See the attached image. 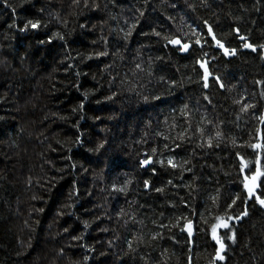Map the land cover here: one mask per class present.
<instances>
[{
	"label": "trees",
	"instance_id": "1",
	"mask_svg": "<svg viewBox=\"0 0 264 264\" xmlns=\"http://www.w3.org/2000/svg\"><path fill=\"white\" fill-rule=\"evenodd\" d=\"M260 45L264 0H0V264H264Z\"/></svg>",
	"mask_w": 264,
	"mask_h": 264
},
{
	"label": "snow or ice",
	"instance_id": "2",
	"mask_svg": "<svg viewBox=\"0 0 264 264\" xmlns=\"http://www.w3.org/2000/svg\"><path fill=\"white\" fill-rule=\"evenodd\" d=\"M38 26H39V21L33 22L32 20H28L27 23L24 24V26L21 30L27 31L29 27L35 29ZM208 32L210 34H212V28L211 27L208 28ZM155 34L157 36L160 35V33H155ZM126 35H131V32L127 33ZM240 38L242 40L245 39V37H240ZM165 39H167V37H165ZM212 39L216 42L217 47L224 49L225 55H235L236 50L235 49L230 50L227 47H225V45L223 43H221V41L219 39H217V37L214 34H212ZM169 43L174 44V45H181V41L179 39H171V40H169ZM196 43L199 44L200 41L197 40ZM244 47L249 48L252 51H256V48L250 43H245ZM260 47L264 48V45H260ZM188 48H189V45H187V44H183L181 46L182 51H187ZM104 54L105 53H101V55H104ZM137 67H139V65ZM201 67L204 68L205 74H206L205 79H207V68L205 67V64L202 63ZM207 86H208L207 83H205V87H207ZM220 86L223 87V84H221ZM109 99H111V98L109 97ZM145 99H147V98H145ZM98 103H99V101H98ZM80 107L82 108L83 105L81 104ZM248 107H249V105H245L243 110H246ZM262 120H264V117H262ZM217 135H219V133H217ZM99 147L102 148L103 144L99 145ZM209 147H211V141H209ZM254 147L264 148V145L258 144V145H255ZM150 163H151L150 159H146L142 162V164H144V165H148ZM168 163L172 167L177 166L171 160H169ZM246 168H248V164H246L242 161L241 171H243ZM145 183L147 184V181ZM260 185H264V170H261L258 167L254 173H252L251 175H246L244 177V187H245V189H247L249 196H253L255 194L256 188ZM158 191H160V190L158 189ZM255 198L259 202V204L262 207H264V199H262L260 196H256ZM233 203H235V201H233ZM246 214L247 213H245V215ZM228 219H231V217H229ZM216 220H217V223H215L211 226V234H212V239L219 245V250L217 252V258L219 260H224L225 257L223 255H221V253L225 250V244H224L223 240L221 239V237L217 235V229H220V228L229 229L230 226L222 217H217ZM85 226L87 227V224H85ZM187 230H188V234L191 235L192 234L191 223L188 224ZM229 239H232L234 241L235 235L233 234L231 237H229ZM85 259H87V257Z\"/></svg>",
	"mask_w": 264,
	"mask_h": 264
},
{
	"label": "water",
	"instance_id": "3",
	"mask_svg": "<svg viewBox=\"0 0 264 264\" xmlns=\"http://www.w3.org/2000/svg\"><path fill=\"white\" fill-rule=\"evenodd\" d=\"M224 44V43H223ZM187 45H189V48H188V50L192 47L191 46V44H187ZM225 45V44H224ZM226 47V46H225ZM217 49H219L222 53H223V55H225L224 54V49H222V48H219V47H216ZM229 49V48H228ZM187 50V51H188ZM186 51V52H187ZM235 54H236V52H235ZM226 57H230L231 55H225ZM203 64H205V67L207 68V79H205V70H204V68H202L201 67V69L203 70V72H204V76H203V80H204V83H207V87H205L206 89H208V87H209V79H211V78H213V77H215V79L220 83V85H221V82H220V80H219V78L217 77V76H214V75H211V74H209V67H208V63H207V60H205L204 62H203ZM150 160H151V163L150 164H148V165H144L143 164V166L144 167H148L149 165H151L152 164V162H153V158H149ZM143 162V161H142ZM253 196H258V193H257V190L255 191V194L253 195ZM253 196H249V194H248V197H250V198H252ZM189 223H191V228H192V234L191 235H189L188 234V230H187V226H188V224ZM189 223H187L186 225H185V227H184V230H185V232L187 233V235H188V237H189V239H190V243H191V245H193V238H194V235H195V226H194V224H193V222H189Z\"/></svg>",
	"mask_w": 264,
	"mask_h": 264
}]
</instances>
